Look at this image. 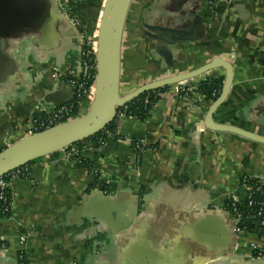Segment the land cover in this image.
Listing matches in <instances>:
<instances>
[{"label":"crops","instance_id":"1","mask_svg":"<svg viewBox=\"0 0 264 264\" xmlns=\"http://www.w3.org/2000/svg\"><path fill=\"white\" fill-rule=\"evenodd\" d=\"M0 1L1 152L68 98L62 79L76 73L79 37L97 38L105 0ZM31 8L38 27L22 25ZM157 28L183 39L170 49L172 68L146 35ZM216 58L232 66L233 83L214 123L264 137V0H132L120 93ZM224 75L217 69L180 85L195 90L210 77L223 83ZM180 85L161 93L144 119L117 118V139L72 146L32 162L28 176L11 178L0 264H18L20 254L27 264H264V238L256 230L236 234L227 210L247 201L244 179L264 184V144L207 129L212 102L195 91L177 93ZM87 109L85 101L79 110ZM133 142L145 148L138 163Z\"/></svg>","mask_w":264,"mask_h":264},{"label":"water","instance_id":"2","mask_svg":"<svg viewBox=\"0 0 264 264\" xmlns=\"http://www.w3.org/2000/svg\"><path fill=\"white\" fill-rule=\"evenodd\" d=\"M0 2V10L2 13V11L5 10L4 7H2L3 2ZM131 2L132 0H105L96 38V52L94 55L95 76L93 79L94 93L85 114L55 125L47 130L28 135L1 151L0 178L15 169L27 166L44 157L65 151L75 144L99 134L106 126L115 122L119 109L133 102L139 96L145 93L156 92L162 88H169L171 86L186 83L217 69H222L224 71V81L219 96L212 102L206 114L204 120L205 127L212 131L231 133L250 141L264 144V137L233 126L216 124L213 121V115L226 101L233 83L232 66L222 59L216 58L195 71L152 82L127 95H121V47L125 20ZM50 3L51 2L48 3L49 9L52 7ZM19 10L22 9H17V11ZM24 12L25 11H19V13ZM23 15L26 16L24 17L25 22L22 25L32 28L39 26L37 25L38 17L33 8L29 9L28 15ZM7 27L8 25L5 23L1 24V29ZM153 30L154 29L151 31ZM157 32L156 35H151L149 33H146V35L159 43L157 47L158 54L165 61L166 65L172 68L173 63L171 62L172 57L170 49L175 47V42L182 41L183 39L171 36L170 34H175V31L169 28H157ZM4 36L9 37L10 33H4ZM79 41L80 37L78 39V52L80 57L81 50ZM3 57L5 59L8 58L4 55ZM73 93V89H70L68 91V98L63 100L58 99L59 101L55 102V106L60 108L66 102L72 100ZM85 206L86 200L80 204L78 213ZM228 216L231 217L235 230V220L230 214Z\"/></svg>","mask_w":264,"mask_h":264},{"label":"built area","instance_id":"3","mask_svg":"<svg viewBox=\"0 0 264 264\" xmlns=\"http://www.w3.org/2000/svg\"><path fill=\"white\" fill-rule=\"evenodd\" d=\"M62 10L67 14L69 22L75 27H79V21L72 16L66 6L62 7ZM80 57H79V67L76 73L69 74L63 77V84L73 89V101L68 105H63L60 108H57L50 114L45 115L41 120L35 121L33 123L34 133L47 130L55 125L66 122L68 120L75 119V114L77 110L80 109L83 102L87 101L88 104L93 98L94 87L93 79L95 76V64H94V55L96 52V38L88 39L84 36L80 37ZM54 78H56L54 76ZM176 92L181 95H188L194 92V88L190 86H178ZM148 97L145 99L147 104ZM128 112V106H124L118 110L117 118L126 117ZM78 118V117H77ZM103 144V143H102ZM141 145L136 143V148H139ZM69 159H71L75 164L81 163L80 158L74 157L69 154ZM67 158V159H68ZM137 160V158H136ZM28 166V165H27ZM27 166L13 170L12 172L6 174L0 178V201L6 203L7 196L6 192L9 190V180L13 177H26L28 176ZM248 189V206L255 208L254 219L258 221L259 227L264 228V201H254L252 200L253 196L256 193L264 194V187L260 183H256L253 186H246ZM232 218L235 220V233L240 234L243 231L247 230L245 225V220L247 217L239 212L238 206L236 203H231V211L229 212ZM264 238V234L261 235ZM20 242H24V237L20 238ZM264 254V249L260 252Z\"/></svg>","mask_w":264,"mask_h":264},{"label":"trees","instance_id":"4","mask_svg":"<svg viewBox=\"0 0 264 264\" xmlns=\"http://www.w3.org/2000/svg\"><path fill=\"white\" fill-rule=\"evenodd\" d=\"M222 87V78L218 77H210L200 83L196 89L194 90L196 93H200L203 95L208 101L214 102L217 97L219 96V93L221 91ZM168 87L162 88L156 92H150V93H145L141 96H139L136 100L133 102L129 103L128 106V112L127 116L131 117H136L139 119H144L150 112L152 106L158 101L159 95L161 93H164L167 91ZM188 97H192V94L184 95ZM148 97L147 104L145 103V99ZM86 110H77L75 114V118L83 116L85 114ZM115 122L111 123L110 125L106 126L103 131H101L99 134L83 141L80 143L75 144L74 146L81 145L85 142H97L99 144H102L107 141L109 137L117 139L118 137L115 136ZM132 148L134 149L136 153V158H137V163L139 162L141 158V153L145 149L144 147L140 146L139 148H136V143H132ZM70 149V148H68ZM66 149V150H68ZM31 164V163H30ZM29 164V165H30ZM77 167H84L86 168L89 173H94L91 165L88 162L82 161L81 163H76L75 164ZM259 183L256 182L255 180L252 179H244L243 184L246 186H253L254 184ZM261 185V183H260ZM264 187V184H262ZM7 196V201L6 203L0 201V218H7L10 215V194L9 190L6 192ZM252 200L254 201H264V194L262 193H256ZM239 212L243 215V217H247L245 220V225L247 227V230H256L260 235L264 234V228H260L258 221L254 219V213H255V208L249 207L248 202L246 201L245 203L242 204H237ZM227 210L229 212L231 211V204L228 205ZM18 264H27L24 255L20 254L19 255V262Z\"/></svg>","mask_w":264,"mask_h":264}]
</instances>
